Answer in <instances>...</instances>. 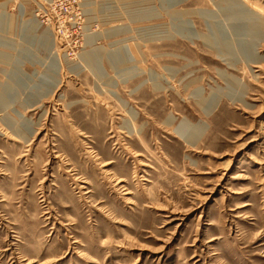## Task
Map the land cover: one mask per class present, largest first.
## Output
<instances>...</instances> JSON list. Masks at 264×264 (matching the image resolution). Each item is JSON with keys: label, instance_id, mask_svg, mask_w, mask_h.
Instances as JSON below:
<instances>
[{"label": "rangeland", "instance_id": "1", "mask_svg": "<svg viewBox=\"0 0 264 264\" xmlns=\"http://www.w3.org/2000/svg\"><path fill=\"white\" fill-rule=\"evenodd\" d=\"M0 264H264V0H0Z\"/></svg>", "mask_w": 264, "mask_h": 264}, {"label": "bare ground", "instance_id": "2", "mask_svg": "<svg viewBox=\"0 0 264 264\" xmlns=\"http://www.w3.org/2000/svg\"><path fill=\"white\" fill-rule=\"evenodd\" d=\"M240 3V2H239ZM124 51V50H123ZM124 54L126 55V52L124 51ZM127 57H128V55H126ZM126 57V58H127ZM128 61H132V59L131 58H129L128 57ZM111 94L114 96L115 95V93L114 92H111ZM116 96V95H115ZM120 104H121V106L123 107V108H125V109H128V106L121 100V102H120ZM130 111H132L131 109H130ZM112 163V162H111Z\"/></svg>", "mask_w": 264, "mask_h": 264}]
</instances>
